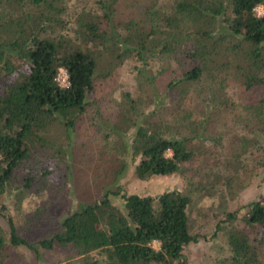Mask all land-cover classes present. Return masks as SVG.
Returning a JSON list of instances; mask_svg holds the SVG:
<instances>
[{
  "label": "trees",
  "instance_id": "1",
  "mask_svg": "<svg viewBox=\"0 0 264 264\" xmlns=\"http://www.w3.org/2000/svg\"><path fill=\"white\" fill-rule=\"evenodd\" d=\"M121 0H98L92 10H80L75 40L111 50L120 62L129 56L142 60L156 50L180 65V80L196 86L219 64L232 63L242 91L261 88L260 99L245 105L264 136V0H168L157 6L151 0L143 9L147 31L112 34L114 7ZM0 194L29 158V146L45 127L58 121L69 133L86 112L94 90L95 62L79 46L60 53L55 32L64 29L65 0H0ZM261 9V15L255 9ZM120 26V25H119ZM58 39V38H57ZM222 59V58H219ZM230 60V62L228 61ZM222 61V60H221ZM66 72L68 88L54 82L58 69ZM252 123L247 125L251 128ZM196 138V131H192ZM190 137H167L138 126L130 142L137 180L166 177L188 171L184 164L194 158L187 144ZM166 150L170 156H166ZM42 171L39 178L46 180ZM33 182L30 177L25 188ZM104 192L98 201L81 206L64 217L59 230L35 242L20 237L10 215L2 214L8 228L0 231V264H17L19 247L39 257L37 249L69 248L77 257H98L95 264H171L181 258L185 246L195 242L188 229L189 198L177 191L158 196L121 195V208L113 206ZM116 195L117 193H111ZM238 223L226 232L230 257L225 264H264V204L249 203ZM227 214L223 223H233ZM218 228V225L217 227ZM218 230V229H217ZM158 243L154 249L152 243ZM93 258V257H91Z\"/></svg>",
  "mask_w": 264,
  "mask_h": 264
},
{
  "label": "rangeland",
  "instance_id": "2",
  "mask_svg": "<svg viewBox=\"0 0 264 264\" xmlns=\"http://www.w3.org/2000/svg\"><path fill=\"white\" fill-rule=\"evenodd\" d=\"M96 1L65 0L64 29L54 33L60 53L79 46L95 62L94 90L88 96L86 112L69 133L53 121L37 134L44 143L30 144L28 160L0 194L2 214L11 216L20 237L35 242L57 232L64 217L100 200L104 192L109 193L113 206L121 208V195L155 197L177 191L189 198L188 229L195 242L185 246L181 258L171 264H225L230 257L226 232L232 225H241L239 217L246 213L249 203L264 204V136L260 135V125L244 109L245 105H256L261 88L245 94L232 63H225L221 54L217 56L218 66L207 70L196 86H186L180 80V65L156 50L142 60L132 55L118 62L111 50L76 41L75 19L80 10H92ZM156 2L160 7L168 0ZM150 3L121 0L114 7L112 34L124 33V27L131 32L147 31L143 9ZM255 14L261 15L259 7ZM249 123L251 128H247ZM138 126L167 137H190L187 146L194 158L184 164L188 170L184 177L135 178L138 158L131 157L129 146ZM192 131H196V138H192ZM42 171L49 173L46 180L39 178ZM30 177L33 182L25 188ZM227 214H233L236 220L223 223ZM6 225L0 217L4 235ZM152 247L157 249L158 244L152 243ZM37 250L39 257L35 258L19 247L14 251L15 262L86 261L69 248ZM94 259L98 257L91 255L88 264Z\"/></svg>",
  "mask_w": 264,
  "mask_h": 264
},
{
  "label": "built area",
  "instance_id": "3",
  "mask_svg": "<svg viewBox=\"0 0 264 264\" xmlns=\"http://www.w3.org/2000/svg\"><path fill=\"white\" fill-rule=\"evenodd\" d=\"M54 82L61 89L68 88L67 75H66V72L63 69L60 68V69L57 70V73H56L55 78H54ZM165 155L166 156H170V151L166 150Z\"/></svg>",
  "mask_w": 264,
  "mask_h": 264
},
{
  "label": "crops",
  "instance_id": "4",
  "mask_svg": "<svg viewBox=\"0 0 264 264\" xmlns=\"http://www.w3.org/2000/svg\"><path fill=\"white\" fill-rule=\"evenodd\" d=\"M153 243H155V242H153ZM158 244V243H157Z\"/></svg>",
  "mask_w": 264,
  "mask_h": 264
}]
</instances>
